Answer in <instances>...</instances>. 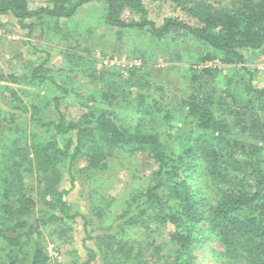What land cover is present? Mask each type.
I'll return each mask as SVG.
<instances>
[{
    "label": "trees",
    "instance_id": "1",
    "mask_svg": "<svg viewBox=\"0 0 264 264\" xmlns=\"http://www.w3.org/2000/svg\"><path fill=\"white\" fill-rule=\"evenodd\" d=\"M93 1L105 3L106 24L121 33L140 30L162 40L169 33L180 32L204 43L209 52L200 59L203 62L219 56L221 63L235 66L245 60L242 49L264 52V0H168L187 17L171 14L161 22L150 17L145 0H49L52 6L34 10H28L26 0H0V13L12 12L24 27L25 20L32 17L69 18L81 5ZM27 27L33 31V25ZM201 72L214 76L211 68ZM241 74L251 93L243 110L237 106L224 108L222 101L216 106L211 98L191 96L184 103L196 124L184 131L164 103L146 96L139 98L138 111L140 121L144 114L147 122L133 127L122 123L116 117L115 106L127 102L120 91L124 85L117 83L118 74L108 72L93 75L102 82L99 96L103 107H89L85 119L70 120L62 109L67 89L44 68V63L33 68L31 84L53 87L60 95L33 104L30 115L20 100L14 106L19 113L3 112L0 106V134L6 143L10 138L15 141L17 136L21 142L20 134L27 131L21 129L29 126L33 145L41 146L35 149L33 160L26 152L28 143L20 150L14 142L9 149L19 152L3 159L0 239L10 249L22 250L30 245L24 255L12 251L5 264H48L50 257L42 242H32L35 235L42 234L41 223H58L61 227L68 220L81 217L85 227L89 226L90 220L73 211L67 199L73 189L61 185L64 169L74 186L73 167L79 158L86 157L93 167L101 168L109 164L117 149L133 154L145 152L158 168L150 184L137 190L121 215L104 227V237L109 241L103 247L106 263L114 264L108 258L122 253L115 264H195L193 242L206 232L223 245L217 251L223 264H264V87L253 84L254 75L247 67L241 68ZM227 93L234 94L232 90ZM164 127L176 128L168 137L178 140V147L164 139ZM44 135H50L52 142L48 140L44 145ZM27 169L32 175H41V198L45 204L42 217L35 215L36 200L23 180ZM190 172L196 178L207 176L210 186L200 182L192 189L186 179ZM211 188L216 194L213 199L206 196ZM48 205L50 209H45ZM167 224L174 225V229L168 233V242L160 244L162 227ZM130 228L144 230L152 242L146 247L125 241ZM86 235L85 243L94 239L89 230ZM86 247L88 259L78 264H88L99 257L96 250Z\"/></svg>",
    "mask_w": 264,
    "mask_h": 264
},
{
    "label": "rangeland",
    "instance_id": "2",
    "mask_svg": "<svg viewBox=\"0 0 264 264\" xmlns=\"http://www.w3.org/2000/svg\"><path fill=\"white\" fill-rule=\"evenodd\" d=\"M26 1L28 10L52 6L49 0ZM219 1L210 0L213 3ZM105 7L103 1L88 2L81 5L69 18L48 15L32 17L25 20L24 27H21L19 18L12 12L0 13V106L3 112L10 110L19 113L14 106H17L20 100L27 106L30 115L33 104L60 95V91L53 87L31 84L33 68L43 63L44 68L67 89L62 109L70 120L84 117L90 110L89 107H103L104 103L99 96L102 82L93 78L94 74L97 76L101 72L118 74L117 83L124 85L120 91L124 92L127 102L124 106H115L117 107H114L115 113L116 117L122 123L129 124V127L136 126L138 122H147L144 114L140 121L141 112L138 111V107L141 96H146V99L153 97V101L164 103L166 109L174 115V121L179 123L180 129L188 131L196 122L188 109V104L184 103L186 98L194 95L199 98H211L216 102V106L222 101L224 108L237 106L243 110L242 107L251 98V93L247 90L246 77L241 74L242 67H247L253 73V84L256 87H264L263 51L242 49L245 60L235 66L221 63L219 56L203 62L200 59L209 52L204 43L180 32L169 33L162 40L140 30L121 33L106 24ZM145 7L150 17L157 19L158 22L171 14L187 17L168 0H145ZM28 25H33L32 32L29 31ZM205 68H211L214 76L204 75L201 70ZM14 78L20 81L16 82ZM130 83L133 85H129ZM229 90L234 94L227 93ZM179 115L182 117L179 118ZM26 129L25 133L20 134L21 142H18L17 136L15 141L10 138L6 143L0 134V175L3 170V159H8L7 155L18 153V149H23L27 143L26 152L34 160L35 149L41 146L33 145L31 127H23L21 131ZM162 131L164 139L166 138L174 147L179 146L178 140L168 137V133H175L176 128L164 127ZM43 137L46 139L44 145L52 142L50 135ZM14 142L17 143L18 149H9L15 145ZM58 144L63 146L60 142ZM13 168L16 169L17 164ZM157 168L158 164L147 153L133 154L124 149H117L109 164H103L101 168L93 167L86 157L79 158L73 167L76 185L73 186L66 169L61 185L66 188L72 187L73 190L67 199L73 211H79L90 220L89 226L85 227L81 217L75 218L74 221L68 220L61 227L58 223H41L42 234L35 235L32 242H42L50 257L48 264L84 262L88 259L86 245L99 253V257L88 264H109L106 263L107 254L103 248L105 241H108V238L104 237V227L121 215L126 202L137 190L144 189L150 184ZM29 170L24 172L23 180L36 200L35 215L42 217L41 209L45 204L41 198L44 193L39 180L41 175L37 176L36 173L32 175ZM186 179L192 189H196L200 182L201 185L210 186L207 176L196 178V175L193 177V172H190ZM1 186L0 181V188ZM206 196L213 199L216 196L215 190L211 188L206 192ZM45 209H50L49 205ZM204 226L203 222L202 227ZM173 229L172 224L162 227L160 244L168 242V233ZM87 230L94 239L85 243ZM145 233L142 229L130 228L125 241L147 247L153 238L149 242L148 234ZM101 235L103 237H99ZM197 238L193 242L194 263L223 264L217 253L223 249V245L213 236L208 237L206 232L199 234ZM12 251L24 255L30 251V245L22 250L10 249L8 244L0 239V264H5ZM32 251L33 249L31 253ZM114 252L116 251L112 253ZM121 254L117 253L118 256L115 258H107L115 264Z\"/></svg>",
    "mask_w": 264,
    "mask_h": 264
}]
</instances>
